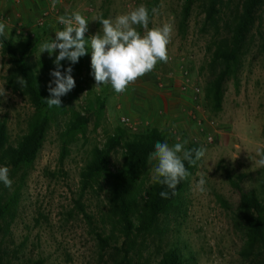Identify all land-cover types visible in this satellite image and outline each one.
I'll use <instances>...</instances> for the list:
<instances>
[{
  "label": "rangeland",
  "instance_id": "rangeland-1",
  "mask_svg": "<svg viewBox=\"0 0 264 264\" xmlns=\"http://www.w3.org/2000/svg\"><path fill=\"white\" fill-rule=\"evenodd\" d=\"M151 1L92 0L93 16L88 18L86 40L101 30L99 22L91 20L94 16L114 19L140 4L149 8ZM184 1L158 0L151 7L149 29L165 23L173 25L172 41L168 45L170 59L139 78L126 92L117 94L111 85L95 87L90 46L85 57L79 58L81 63L74 64V79H81L84 85L74 101L76 107L85 103L89 93H96L105 97V110L96 127L94 118L88 124L87 141L81 138L73 142L63 160L58 134L62 125H50L36 160L27 170L11 226L15 243L25 238L23 255L21 252L16 264H30V260L39 256L44 264H112L119 257L112 248H100L93 228L75 204L79 171L90 148L103 142L107 133L117 126L128 132L155 127L165 131L175 142H195L206 149L205 157L181 194L179 206L160 216L156 231L139 237L142 254L135 257L132 264H144L146 259L153 264L159 257L157 252L174 243L186 256L193 254L197 264H264L262 256L256 252H243L244 226L237 209L239 193L232 183L258 186L263 177L254 161L258 159L255 149L264 148V53L259 48V30H264V5L259 11L260 25L252 30L253 41L239 81L237 85L232 80L225 82L222 108L212 113L207 108L203 87L210 57L206 45L213 29L204 23L205 0H195L181 30ZM236 1H225L226 16H232ZM20 5L23 7L24 0L19 3L18 0H0V22L7 25L6 31L15 39L38 36L32 60L55 66L53 60L58 50L49 56L47 51L40 53V46L55 38V31L61 30L57 17L66 12L51 10L48 20L38 27L36 22L42 13L36 20L25 23V8ZM138 31L143 35V28ZM61 63L66 67L70 62ZM8 66L0 46V87L4 86L8 93L6 98L0 97V119H6L10 139L14 140L26 131L33 108L24 96L6 87L4 76ZM183 84L185 89H182ZM122 117H129L132 126L123 123ZM118 156L113 155L112 161L116 162ZM154 167L155 162L147 163L142 175L144 186L153 181ZM201 176L206 180L203 193L196 189ZM103 196L94 186L85 191L82 202L87 214L94 215L98 230L106 235L110 226L98 223Z\"/></svg>",
  "mask_w": 264,
  "mask_h": 264
},
{
  "label": "trees",
  "instance_id": "trees-1",
  "mask_svg": "<svg viewBox=\"0 0 264 264\" xmlns=\"http://www.w3.org/2000/svg\"><path fill=\"white\" fill-rule=\"evenodd\" d=\"M157 1L150 2L149 15L151 7ZM194 1H184L181 30ZM225 1L205 0L203 6L205 26L209 25L213 29V35L206 45L210 57L203 87L207 108L212 113L222 108L225 82L232 80L237 85L239 81V74L245 66L253 41L252 30L260 25L259 11L264 5V0H237L232 16H226L223 9L227 3ZM259 34V48L264 53V30H259ZM37 43L38 36L19 39L12 36L0 37L1 54L9 63L4 76L5 85L24 96L33 108L27 119L26 131L14 140L10 139L6 119H0V166L9 168V178L13 181L11 188L0 182V264H16L21 257L25 238L15 243L11 226L16 217L27 170L36 160L50 125H62L58 134L60 159L63 160L73 142L81 138L87 141L88 124L94 118L96 127L105 110V97L96 93H89L85 103L76 107L74 101L84 90L81 79L75 81V87L60 98V107L49 108L44 98L50 95L48 83L53 79L50 71L55 66L32 60ZM84 57L85 55L80 58ZM19 76L26 80V87L19 86ZM157 142H167L170 146L176 143L165 131L155 127L128 132L117 126L113 132L107 133L103 142L92 145L88 158L80 168L79 192L75 204L93 228L100 248H112L119 255L112 264H132L135 257H141L139 237L156 231L160 216L179 206L181 194L200 162L196 166H188L185 162L191 175L177 186V195L172 196L171 190L154 181L144 186L142 175L145 173L148 156L155 151ZM186 147L200 148L195 142H188ZM116 154L119 156L113 162L112 156ZM260 169L263 177L258 186L247 187L237 182L232 183L239 193L237 209L244 226L243 252H256L264 260V168ZM94 186L104 195L103 207L98 211V223L110 226L106 235L98 230L94 215L87 214L82 202L85 191ZM161 191H169L170 198H162L159 195ZM223 204L228 206L225 201ZM157 254L159 257L153 264H197L194 255L189 253L186 256L176 243ZM30 264H44V259L39 256L30 260ZM144 264H150L149 260L146 259Z\"/></svg>",
  "mask_w": 264,
  "mask_h": 264
},
{
  "label": "clouds",
  "instance_id": "clouds-1",
  "mask_svg": "<svg viewBox=\"0 0 264 264\" xmlns=\"http://www.w3.org/2000/svg\"><path fill=\"white\" fill-rule=\"evenodd\" d=\"M60 0H51V7L55 9ZM155 13L156 9H152ZM91 20L98 21L102 26L96 34L86 40L85 33L89 30V19L80 11H72L57 17L63 30L55 31V38L45 41L40 46V53L47 51L49 56L55 55L53 63L55 68L50 71L53 78L48 83L49 96L44 98L47 106L60 107L61 97L75 87L72 75V65L78 63L79 58L86 55L91 49V69L95 79V87L111 85L117 94L127 91L131 84L139 78L155 71L158 64L169 62L168 45L172 41L173 25L165 23L162 27L149 29V10L144 4L120 14L114 19L94 16ZM7 25L0 22V37L7 38L10 33L6 31ZM138 28H143L141 34ZM69 61L63 71L62 61ZM17 82L21 88L26 87L24 77H18ZM54 85V86H53ZM4 86L0 87V97H7ZM179 141V137H177ZM187 141L176 142L169 145L167 142H157L155 151L149 154L147 162H155L152 179L160 185L171 190V195H177V186L191 175L186 166H196L198 161L206 155L203 147L189 149ZM254 161L258 168H264V148H256ZM236 158V157H235ZM234 160V159H233ZM186 162V163H185ZM0 182L11 188L13 181L9 178V168L0 166ZM206 180L199 178L196 189L203 193ZM159 195L164 199L170 198L169 191H161Z\"/></svg>",
  "mask_w": 264,
  "mask_h": 264
},
{
  "label": "crops",
  "instance_id": "crops-1",
  "mask_svg": "<svg viewBox=\"0 0 264 264\" xmlns=\"http://www.w3.org/2000/svg\"><path fill=\"white\" fill-rule=\"evenodd\" d=\"M19 2L20 0H18ZM91 2L92 0H60L54 10L63 14L66 11H80L86 18H91L93 16ZM20 8H25V23L31 19L36 20L40 13L53 10L51 0H24V5L23 7L20 5Z\"/></svg>",
  "mask_w": 264,
  "mask_h": 264
},
{
  "label": "built area",
  "instance_id": "built-area-1",
  "mask_svg": "<svg viewBox=\"0 0 264 264\" xmlns=\"http://www.w3.org/2000/svg\"><path fill=\"white\" fill-rule=\"evenodd\" d=\"M50 14L51 13L49 11L43 12L42 15L39 17V19L37 20L36 25L38 27L43 26L45 21L48 20ZM58 25L61 28V30H63L64 26L62 24H60L59 22H58ZM25 35L28 36V33L26 31H25ZM185 88H186V86H185V84H183L182 89H185ZM121 119H122L123 123H125L126 125H129V127L132 126L131 119L129 117H122Z\"/></svg>",
  "mask_w": 264,
  "mask_h": 264
}]
</instances>
